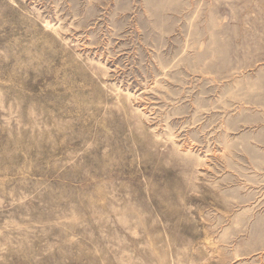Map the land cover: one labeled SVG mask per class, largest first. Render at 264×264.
Instances as JSON below:
<instances>
[{
  "label": "rangeland",
  "instance_id": "374dc122",
  "mask_svg": "<svg viewBox=\"0 0 264 264\" xmlns=\"http://www.w3.org/2000/svg\"><path fill=\"white\" fill-rule=\"evenodd\" d=\"M0 264H264V0H0Z\"/></svg>",
  "mask_w": 264,
  "mask_h": 264
}]
</instances>
